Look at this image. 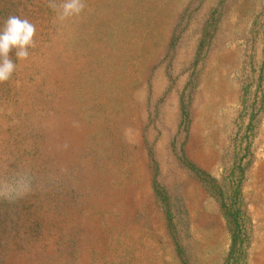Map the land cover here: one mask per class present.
Masks as SVG:
<instances>
[{
	"label": "rangeland",
	"instance_id": "rangeland-1",
	"mask_svg": "<svg viewBox=\"0 0 264 264\" xmlns=\"http://www.w3.org/2000/svg\"><path fill=\"white\" fill-rule=\"evenodd\" d=\"M0 0L37 46L0 84V264H264V0Z\"/></svg>",
	"mask_w": 264,
	"mask_h": 264
},
{
	"label": "clouds",
	"instance_id": "clouds-1",
	"mask_svg": "<svg viewBox=\"0 0 264 264\" xmlns=\"http://www.w3.org/2000/svg\"><path fill=\"white\" fill-rule=\"evenodd\" d=\"M85 0H48V7L55 12L54 23L79 17L86 9ZM37 29L27 17L9 15L0 27V84L12 80L19 63L13 62L10 53L16 50L20 61L28 60L31 49L37 46ZM11 164L0 166V202L14 205L25 200L48 186L45 176L27 165Z\"/></svg>",
	"mask_w": 264,
	"mask_h": 264
}]
</instances>
